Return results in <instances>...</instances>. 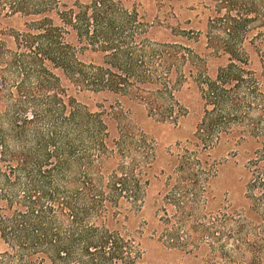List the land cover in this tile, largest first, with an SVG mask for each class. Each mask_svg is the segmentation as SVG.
Masks as SVG:
<instances>
[{
	"label": "trees",
	"instance_id": "obj_1",
	"mask_svg": "<svg viewBox=\"0 0 264 264\" xmlns=\"http://www.w3.org/2000/svg\"><path fill=\"white\" fill-rule=\"evenodd\" d=\"M178 1L154 0L148 18L126 0H0V264H147L146 234L199 264H264V0H197L203 32L174 19ZM190 87L194 148L150 228L155 142L134 114L177 124ZM236 137L257 139L249 206L213 213L205 149Z\"/></svg>",
	"mask_w": 264,
	"mask_h": 264
},
{
	"label": "rangeland",
	"instance_id": "obj_2",
	"mask_svg": "<svg viewBox=\"0 0 264 264\" xmlns=\"http://www.w3.org/2000/svg\"><path fill=\"white\" fill-rule=\"evenodd\" d=\"M127 5L139 2L144 13L151 18L156 11L154 0H126ZM197 0H181L175 3V18L182 28L200 29L205 28L207 10ZM171 19L174 24L176 20ZM256 30H254L255 32ZM167 32H157V36H165ZM181 39L180 37H170ZM249 52V67L257 74L262 70L257 44L247 47ZM180 103L188 106V110L177 124L156 122L138 110L134 114L135 124L152 138L155 142V154L151 168L148 170V185L146 187L145 200L141 210V217L148 223L150 228L155 226L156 219L162 216L160 206L167 209L169 215L173 206L164 201L165 194L170 190L173 179L176 177L175 163L185 147L194 148L193 138L196 124L201 117V103L198 92L190 88H184L180 94ZM92 105V103L90 104ZM201 148V147H199ZM203 149V148H202ZM209 162L216 165V172L210 178L208 190L203 192L207 204L205 209L213 213L226 214L228 206L234 209L246 210L248 200L245 195V184L248 180L247 164L257 151V139L245 138L239 141L236 138L225 140L215 144L210 149H205ZM204 153V151H203ZM203 198V196H202ZM201 198V199H202ZM201 205L197 208L202 211ZM144 259L147 264H199L197 258L183 250L170 248L162 240L150 237L148 234L143 238Z\"/></svg>",
	"mask_w": 264,
	"mask_h": 264
}]
</instances>
